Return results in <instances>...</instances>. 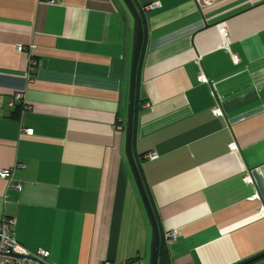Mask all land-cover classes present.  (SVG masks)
<instances>
[{
    "label": "crops",
    "instance_id": "obj_1",
    "mask_svg": "<svg viewBox=\"0 0 264 264\" xmlns=\"http://www.w3.org/2000/svg\"><path fill=\"white\" fill-rule=\"evenodd\" d=\"M133 1L144 18L133 152L159 264H243L264 253V0ZM132 27L122 0H0V171H14L0 179V223L14 219L15 239L47 264H150L125 156Z\"/></svg>",
    "mask_w": 264,
    "mask_h": 264
},
{
    "label": "water",
    "instance_id": "obj_2",
    "mask_svg": "<svg viewBox=\"0 0 264 264\" xmlns=\"http://www.w3.org/2000/svg\"><path fill=\"white\" fill-rule=\"evenodd\" d=\"M126 9L128 10L132 20V51L130 55V78L128 90V104H127V118H126V138H125V156L128 161L136 188L138 190L142 205L147 215L148 221L151 226V251H150V264H159V255L162 247V240L158 222L155 216V211L150 202L148 192L144 186L138 164L136 163L133 152V131L135 123V105H136V91H137V75L140 65V60L144 47V29L143 19L140 12L136 8L133 0H122ZM129 38V34H128ZM128 53L124 59L115 63V71L119 76H124L128 65ZM124 106V105H123ZM264 256V253L246 261L243 264H248Z\"/></svg>",
    "mask_w": 264,
    "mask_h": 264
},
{
    "label": "built area",
    "instance_id": "obj_3",
    "mask_svg": "<svg viewBox=\"0 0 264 264\" xmlns=\"http://www.w3.org/2000/svg\"><path fill=\"white\" fill-rule=\"evenodd\" d=\"M159 6V4H153L149 7H145L144 11H148L149 9H155ZM223 34V33H222ZM18 50L22 52L24 50L23 47H18ZM32 67L36 65L33 61L31 63ZM198 81H205L204 76L198 79ZM24 102V95L22 93H17L11 104L10 108L14 109L19 103ZM216 115H222V110L219 107H215L213 111ZM24 132L26 135H33V130L25 129ZM229 149L232 151L237 150V146L235 144H230ZM146 159L154 160L156 158V154H149L145 157ZM16 167L24 168V165H18ZM13 170L5 169L0 171V179L3 181H8L10 183L13 175ZM245 182H248V178H244ZM15 190H20L21 186L18 184L10 185ZM258 215L262 217L264 215V207H262ZM16 221L12 218L4 217L0 223V264H47V261L50 257V253L48 251L39 250L36 253H32L27 250L24 246H22L14 237V228ZM178 238V232L172 231L166 234L167 242L171 243ZM105 264H110L106 262ZM129 264V263H126Z\"/></svg>",
    "mask_w": 264,
    "mask_h": 264
},
{
    "label": "trees",
    "instance_id": "obj_4",
    "mask_svg": "<svg viewBox=\"0 0 264 264\" xmlns=\"http://www.w3.org/2000/svg\"><path fill=\"white\" fill-rule=\"evenodd\" d=\"M140 15H141L142 19L144 20V18H143V14L140 13ZM136 111H137V102H136V105H135V114H136Z\"/></svg>",
    "mask_w": 264,
    "mask_h": 264
}]
</instances>
